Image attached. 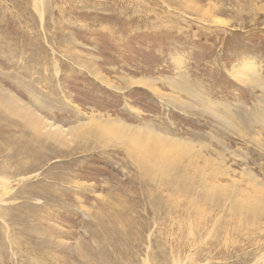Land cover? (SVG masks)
Returning <instances> with one entry per match:
<instances>
[{
	"label": "rangeland",
	"instance_id": "obj_1",
	"mask_svg": "<svg viewBox=\"0 0 264 264\" xmlns=\"http://www.w3.org/2000/svg\"><path fill=\"white\" fill-rule=\"evenodd\" d=\"M0 264H264V0H0Z\"/></svg>",
	"mask_w": 264,
	"mask_h": 264
},
{
	"label": "bare ground",
	"instance_id": "obj_2",
	"mask_svg": "<svg viewBox=\"0 0 264 264\" xmlns=\"http://www.w3.org/2000/svg\"><path fill=\"white\" fill-rule=\"evenodd\" d=\"M134 82H140V81L136 80ZM29 116H31V119L33 118L35 123H38V124L42 123V122L38 121L37 117L33 116L32 114H30ZM38 124H37V126H38ZM86 124L93 127V129L97 133H107V134L109 133L110 134V133L120 131L121 134H124L127 132L128 136L126 135L125 138L129 141V143L133 144V146H136V149L135 148H132V149H134L133 153H135V155L138 154L137 156L140 157V159H141L140 163H142L144 160L145 161L147 160V162L154 164V166L157 165V167H161V164L162 165L165 164V159H166L167 153L165 152L166 149L164 150V146L170 145L173 148H180L182 145V143H180L176 140H170L169 138H167L165 136L158 135L155 133H151L147 130L145 131V130L140 129V128H139V130H135V131L131 128L127 129L125 127V125H123L122 123H119V122H115V121L101 122V121L95 120L93 118H90V119H88ZM42 127L45 128V124L41 125V128ZM53 129H56V130H54L56 132H52L54 134L62 132L61 129H59L57 126H54L53 124H50L49 126H47L48 132L52 131ZM71 130L75 134L78 132V128L73 127ZM157 146H160V147L163 146V148L159 149V151H156L155 147H157Z\"/></svg>",
	"mask_w": 264,
	"mask_h": 264
}]
</instances>
